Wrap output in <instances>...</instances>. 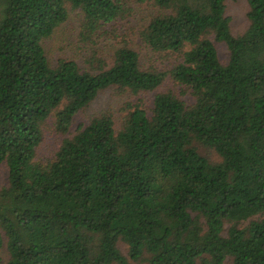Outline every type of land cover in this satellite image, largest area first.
I'll return each instance as SVG.
<instances>
[{"label": "trees", "instance_id": "1", "mask_svg": "<svg viewBox=\"0 0 264 264\" xmlns=\"http://www.w3.org/2000/svg\"><path fill=\"white\" fill-rule=\"evenodd\" d=\"M135 1L162 11L141 37L154 52L179 55L174 68L144 69L126 46L110 68L96 54L89 70L50 65L44 43L71 11L81 15V42L94 46L106 25L131 15L125 0H0L6 264H129L120 242L134 262L264 264V0H247L239 36L229 0ZM215 42L227 46L226 64ZM167 80L192 101L167 90L150 109L126 103L118 131L103 112L64 139L53 161H36L53 115L68 135L101 92L138 96Z\"/></svg>", "mask_w": 264, "mask_h": 264}, {"label": "rangeland", "instance_id": "2", "mask_svg": "<svg viewBox=\"0 0 264 264\" xmlns=\"http://www.w3.org/2000/svg\"><path fill=\"white\" fill-rule=\"evenodd\" d=\"M125 1L131 9V15L126 19H118L106 25L96 38L94 46L81 42L79 38L81 15L78 11H71L67 22L58 28L53 36L44 43V50L50 65L54 67L61 60H69L75 61L81 69L89 70L91 69L89 60L96 54L110 68L113 66L116 51L126 46L138 54L140 65L144 69L150 67L158 70L174 68L180 61L179 55L154 52L143 42L141 37V32L162 11L150 3L140 4L135 0ZM248 11L247 0L227 1L226 15L230 19V28L234 36H239L248 29ZM215 45L220 61L226 64L229 59L227 46L224 43L218 42H215ZM167 90H172L185 101H192L189 95L181 91V88L177 84L171 80H167L155 92L141 93L138 96L119 94L112 88L101 92L96 100L76 117L71 133L68 135H63L56 129L55 116L53 115L43 126V140L37 149L36 161L41 164L53 161L64 139L71 137L80 126L86 125L92 117L103 112L111 111L113 113L115 129L118 131L125 115L122 110L126 103H136L138 100H142L145 107L150 109L155 95ZM201 152L213 162L221 161V157L216 152L205 150L204 148H201ZM7 183L8 171L7 167L3 164L0 165V189L5 187ZM229 227L230 225L226 226L225 235ZM118 247L122 254L129 259V264H148L146 261H132L129 258L128 246L123 242H120ZM7 261L8 254L6 249H0V264H6ZM226 264H232V260H228Z\"/></svg>", "mask_w": 264, "mask_h": 264}]
</instances>
